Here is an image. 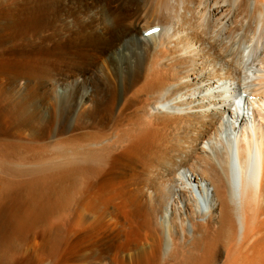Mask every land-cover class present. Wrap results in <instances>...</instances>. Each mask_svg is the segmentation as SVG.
I'll return each mask as SVG.
<instances>
[{"label":"bare ground","instance_id":"1","mask_svg":"<svg viewBox=\"0 0 264 264\" xmlns=\"http://www.w3.org/2000/svg\"><path fill=\"white\" fill-rule=\"evenodd\" d=\"M61 1L4 13L53 31L4 63L0 264H264V0H86L68 35Z\"/></svg>","mask_w":264,"mask_h":264},{"label":"rangeland","instance_id":"2","mask_svg":"<svg viewBox=\"0 0 264 264\" xmlns=\"http://www.w3.org/2000/svg\"><path fill=\"white\" fill-rule=\"evenodd\" d=\"M24 1H26V0H0V74H3V75H5V76H7V78L8 79H10L11 80V82L13 83V84H11V85H9V87H8V85H6L8 88L5 90V89H3V86L1 87V82H0V106H2V107H4L5 108V106L7 107V106H9L8 104H11V102H12V100H14L16 97L15 96H11V97H9V98H7V95H10V94H12V92H16L17 90H19V91H22V92H24V90L25 91H27V88H28V86L27 85H22V86H17V85H15L14 84V82H15V80L17 81L18 80V77L19 76H21V75H24L25 73L22 71V69H20L21 67H18V69L17 68H15V69H13V68H9V69H7V66L6 65H8V64H11V63H9L10 61V59L9 58H7L6 56H7V53H9V52H11V51H13L14 50V47L16 46V45H18L17 47H16V50H19L20 51V53L18 54V55H23V56H25L26 54H30L31 52L33 53V52H35V50L34 49H32V48H35L36 47V44H43V45H45V46H50V42H49V38H47L48 36H50L51 35V33H52V31H53V29L52 28H47V29H45V30H39V29H34V28H32V27H30L29 29H26V30H24V28L25 27H16V26H14V23H15V21H11L10 19H8V16H7V18H6V15L7 14H4L5 13V10H7V8L8 9H10L11 7L12 8H17V10H19L20 9V6L22 5V3L24 2ZM27 1H29V0H27ZM32 0H30V2H31ZM64 3H63V2ZM59 4L61 5V9L60 10H62L61 12H59V14L57 13V15H58V20H57V24L58 25H62L63 27H66V28H64V29H62L61 30V33H63V34H66V35H68V30L67 29H70L71 27L73 28V29H75L76 27L78 28V25H77V21H75L74 19V17L75 16H78L79 15V19L78 18H76V20H81V19H83L84 18V13L81 11V9H84L85 7H86V5H87V1L86 0H62ZM68 1V2H67ZM86 1V2H85ZM97 3H96V6H95V8L97 9V12L101 15L100 16V19H101V21H102V26H104V27H109L110 25H111V23H113L112 21H113V15H112V13H111V11L113 12V11H115V10H119V4H117L116 2H119L118 0H114L112 3H113V6L111 7L110 6V4H109V0H97L96 1ZM66 3V4H65ZM64 4V5H63ZM69 4V5H68ZM97 4H98V6H97ZM94 5H95V2H94ZM85 6V7H84ZM99 8V9H98ZM66 9V10H65ZM68 9V10H67ZM113 9V10H112ZM127 9H129V8H127ZM2 10V11H1ZM15 10H11L10 12L12 13V12H14ZM79 12V13H78ZM101 12V13H100ZM76 13H78V15L76 14ZM114 13V12H113ZM147 14V18L148 19H152V12L150 11V14H149V12L148 13H146ZM5 17H4V16ZM105 15V16H104ZM60 17V18H59ZM103 17V18H102ZM151 17V18H150ZM103 19V20H102ZM4 22H3V21ZM10 21V22H9ZM73 21V22H72ZM79 22H81V21H79ZM11 25H10V24ZM104 24V25H103ZM110 24V25H109ZM3 25V26H2ZM5 25V26H4ZM6 25H10V26H8L9 28H7L5 31H4V28L6 27ZM69 26V27H68ZM115 27V23L112 25V27L111 28H109V29H113ZM1 28H3L2 30H1ZM76 28V29H77ZM21 31H20V30ZM31 29H32V31H31ZM7 30H8V32H7ZM37 30H38V32H37ZM49 30V31H48ZM152 31H154V32H156V34H157V32H158V30H160V27L159 26H154L152 29H151ZM2 31V32H1ZM23 32V33H22ZM34 33V34H33ZM126 33H128V31L127 32H121L120 34H119V36H118V38H119V40L123 37V35H125ZM23 34H26V35H23ZM33 34V35H32ZM42 34V35H41ZM49 34V35H48ZM137 34V33H136ZM29 37H28V36ZM31 35L32 36H34V37H31ZM40 35V36H39ZM21 36H22V38H21ZM27 36V37H26ZM44 36V37H43ZM25 39H24V38ZM36 37V38H35ZM45 38V39H43V41L40 43V41L39 40H41L40 38ZM29 40H30V43H29ZM31 40H32V42H31ZM47 41V42H46ZM17 42V43H16ZM48 42H49V44H48ZM35 43V44H34ZM31 44V45H30ZM32 44H34L33 46H32ZM47 44V45H46ZM21 45V46H20ZM24 45V46H23ZM7 46V47H6ZM12 46V47H11ZM29 47V49H28V47ZM121 48H122V46H120ZM23 48H25V49H23ZM27 48V49H26ZM13 49V50H12ZM24 51H23V50ZM30 49H31V51H30ZM6 50V51H5ZM22 50V51H21ZM28 50V51H27ZM8 51V52H7ZM30 51V52H29ZM117 51L118 52H121L120 51V49H117ZM27 52V53H26ZM6 53V54H5ZM24 53V54H23ZM106 54H110V52H107ZM6 59H5V58ZM9 59V60H8ZM24 57H20V61L22 62H24ZM5 60H7V61H5ZM146 62V61H145ZM144 62V63H145ZM6 65H5V64ZM102 66L104 65L103 64V60H101L100 62H99ZM54 70L53 71H51L50 70V68L48 69V71H47V73H44L45 74V76H46V78L48 77V79L49 78H51L52 77V80L51 79H49V80H46V81H48V83L46 84V85H42V86H39L38 88V93L39 94H46V93H49L50 92V90L52 89V84H51V82L52 81H54V79L55 78H53L54 77V75H56V73H61V72H63V70L62 69H60V68H53ZM9 70V71H8ZM19 70V71H18ZM49 73H50V76H49ZM51 73H52V75H51ZM44 76V75H43ZM16 77H17V79H16ZM130 78H131V72L129 71V70H124V71H122V73L120 74V75H115V76H113V79L111 78V81H109V84H108V88H110V89H113V88H115V87H117V86H119V87H121L125 82H127L128 80H130ZM190 78V77H189ZM14 80V81H13ZM13 87V88H12ZM46 87V88H45ZM51 87V88H50ZM44 89V90H43ZM93 88H92V86L91 85H89L88 86V88H87V93H91ZM5 90V92H3ZM16 90V91H15ZM46 90V91H45ZM57 90H58V92L60 91V92H63V91H65L66 90V88L65 87H63V84L62 85H58L57 86ZM7 91V92H6ZM10 91H12V92H10ZM45 91V92H44ZM43 92V93H42ZM10 99V100H9ZM44 100V101H43ZM44 102V103H43ZM40 106H41V109H42V111H44L45 110V114L48 116V117H50V113H49V107H50V103H49V100L47 101L46 100V102H45V99L43 98L42 99V101L40 100ZM82 104V105H81ZM48 107V108H47ZM84 107V104L83 103H80V105H79V107H78V110H72V111H69V118H70V122H72L73 124H74V118H75V116H76V114L79 112L80 113V109L82 110V108ZM68 116V115H67ZM73 118V119H72ZM51 119V118H50ZM43 119H41V120H38V121H36V124H37V126L38 127H40V128H42L41 130H45L44 128L46 127V130L47 129H49V130H52V129H54L53 127L54 126H57V122L58 121H56L55 122V124L53 125V123L51 122V120H43ZM49 121V122H48ZM69 122V123H70ZM47 123L49 124L48 126H47ZM71 123V124H72ZM43 124H45V125H43ZM41 125V126H40ZM51 125H52V127H51ZM49 126H50V128H49ZM60 125H58L57 127H59ZM44 127V128H43ZM52 128V129H51ZM45 130V131H46ZM48 131V130H47ZM64 215H65V213H64ZM63 215V216H64Z\"/></svg>","mask_w":264,"mask_h":264}]
</instances>
